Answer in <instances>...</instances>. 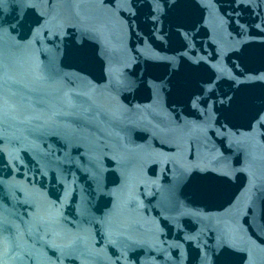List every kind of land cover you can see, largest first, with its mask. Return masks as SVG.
I'll list each match as a JSON object with an SVG mask.
<instances>
[{"label": "water", "instance_id": "1", "mask_svg": "<svg viewBox=\"0 0 264 264\" xmlns=\"http://www.w3.org/2000/svg\"><path fill=\"white\" fill-rule=\"evenodd\" d=\"M154 7L0 4L4 264H264V81L249 79L264 75V0ZM80 24L131 58L136 87L110 95L99 56L67 54ZM189 97L208 103L193 113Z\"/></svg>", "mask_w": 264, "mask_h": 264}, {"label": "snow or ice", "instance_id": "2", "mask_svg": "<svg viewBox=\"0 0 264 264\" xmlns=\"http://www.w3.org/2000/svg\"><path fill=\"white\" fill-rule=\"evenodd\" d=\"M4 0H0V4H2ZM125 4L130 5L131 0H123ZM212 0H202V7H210L211 6ZM237 4H240L243 2V0H235ZM251 0H249V3ZM169 3L172 5V7H176V5L179 3V0H169ZM153 4L155 7L152 9L153 12L159 13V4L160 0H153ZM51 21L45 20V24L42 25L41 27L48 28L49 24ZM74 27H78L79 31L81 32V39L76 41L75 44L73 45V49L70 50L67 54L73 57L74 59L77 60H82V61H89L92 59L94 56H99L100 59L102 60V79L105 81L103 84L104 90H106L110 95L111 94H119L122 91L125 90H132L134 87H136V81L132 78L135 76L134 72H129L128 69L132 66V61L131 58L125 56L121 60H116L113 58L112 55L109 54L108 48L106 44L103 42L102 37L100 34L94 30V29H89L83 24L80 25H73ZM99 44L100 48L99 51H95L94 48H92L93 45ZM90 48L92 50L90 51ZM151 59H161L160 57L156 56H151L149 57ZM215 71L217 72L218 75L221 77L223 76V69L214 66ZM51 72L55 74L56 68L53 66L51 68ZM249 79L251 80H260L264 81V75H261L259 77H250ZM205 83H212L211 80L206 81ZM239 83V82H238ZM153 90H154V97H153V106L158 105L160 102V94L162 89L157 87L156 85H153ZM204 89H201V94L203 93ZM209 93V97L212 95V89L207 90ZM113 100H116V96H112ZM190 101V106L193 110V113L197 110L198 104L199 105H206L208 103L207 99H192V97H189ZM7 101L3 98V96H0V105L6 104ZM223 103V101L221 102ZM233 103H238L241 107H243L247 101L241 98L239 101L234 100V98H229V106L231 107ZM211 107V106H210ZM117 108L119 110V105L117 104ZM261 113H264V109H261V112L257 113V117H254V119H258L261 116ZM200 116L204 117V124H195L193 123L191 127H194L198 130H205L207 126V121L211 119L210 112L203 111L200 113ZM199 119V116L197 117ZM189 122L185 121L184 124L178 126V130L182 131L185 128H188ZM260 126L264 127V119L260 120ZM249 129L254 130V125L252 123L249 124ZM251 133H249L250 135ZM232 142H238V141H233L230 138V143ZM102 223L107 222V218L105 220L101 221ZM111 234V233H109ZM204 259H207L206 257ZM0 264H4L2 260H0Z\"/></svg>", "mask_w": 264, "mask_h": 264}]
</instances>
